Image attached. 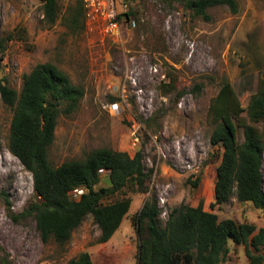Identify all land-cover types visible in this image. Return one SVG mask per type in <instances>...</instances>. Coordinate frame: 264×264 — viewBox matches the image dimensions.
Masks as SVG:
<instances>
[{"label": "rangeland", "instance_id": "obj_1", "mask_svg": "<svg viewBox=\"0 0 264 264\" xmlns=\"http://www.w3.org/2000/svg\"><path fill=\"white\" fill-rule=\"evenodd\" d=\"M57 1L60 15L50 24L42 0H0V79L20 92L25 75L52 63L84 89L79 108L58 118L49 150L53 166L101 148L132 157L142 152L152 179L146 193L125 192L130 211L107 243H97L101 232L91 215L67 244L44 243L34 217L15 222L8 213L7 201L21 214L37 195L32 174L9 151L13 111L0 96V264H67L83 252L93 264H137L132 218L153 197L163 222L173 208L202 203L219 220L248 224L256 235L264 227V211L252 203L233 196L222 207H210L223 154L211 144L210 107L225 82L245 109L258 91L264 77V0H237L238 13L213 7L207 17L189 9L190 0H133L135 24L105 40L89 34L82 19L70 23L80 0ZM242 122L264 134V122L252 123L247 112ZM238 141H244L243 126ZM262 173L264 186V156ZM109 185L102 171L96 189ZM229 248L224 264H249L244 245L230 242Z\"/></svg>", "mask_w": 264, "mask_h": 264}, {"label": "trees", "instance_id": "obj_2", "mask_svg": "<svg viewBox=\"0 0 264 264\" xmlns=\"http://www.w3.org/2000/svg\"><path fill=\"white\" fill-rule=\"evenodd\" d=\"M42 1L47 21L54 24L60 15L58 1ZM131 1L126 0L130 7L126 18L136 22L137 12L132 10ZM222 5L233 13L239 11L237 0H190L186 6L196 15L207 17L208 9ZM81 19L86 28L83 0L70 23ZM84 95V89L74 85L52 63L39 64L25 75L20 92L0 79L1 100L13 111L9 151L32 174L37 195V201L21 214H15L7 201L8 213L15 222L34 217L44 243L52 240L67 244L89 215L101 232L97 243H107L130 211L132 200L124 197L125 192L146 193L152 179L153 170L147 169L142 152L132 157L127 152L101 148L83 160L52 165L49 150L55 141L58 118L73 114ZM245 112L252 123L264 122V77L247 109L229 82L221 86L211 104L210 117L215 125L211 144L223 149L212 209L222 207L235 196L264 211V134L253 125L243 124ZM239 126L244 127L243 143L238 141ZM102 171L108 172L110 185L96 189ZM200 182L198 177L191 184L197 188ZM78 189L84 192L74 199L71 193ZM132 223L139 241L137 264H224L230 242L246 247L249 264H264V227L252 236L254 227L232 219L219 220L216 214L204 210L202 203L173 208L163 222L153 197L134 215ZM67 264H93V260L90 253L83 252Z\"/></svg>", "mask_w": 264, "mask_h": 264}, {"label": "built area", "instance_id": "obj_3", "mask_svg": "<svg viewBox=\"0 0 264 264\" xmlns=\"http://www.w3.org/2000/svg\"><path fill=\"white\" fill-rule=\"evenodd\" d=\"M85 9L86 30L91 35L99 36L101 40L119 35L124 25L134 23L127 19L130 7L126 0H83ZM135 24V23H134ZM112 107L116 110L117 104ZM84 190L78 189L71 195L80 198Z\"/></svg>", "mask_w": 264, "mask_h": 264}]
</instances>
